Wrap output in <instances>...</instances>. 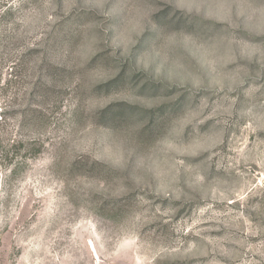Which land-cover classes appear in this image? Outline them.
Wrapping results in <instances>:
<instances>
[{"label":"rangeland","instance_id":"1","mask_svg":"<svg viewBox=\"0 0 264 264\" xmlns=\"http://www.w3.org/2000/svg\"><path fill=\"white\" fill-rule=\"evenodd\" d=\"M0 264H264V0H0Z\"/></svg>","mask_w":264,"mask_h":264}]
</instances>
